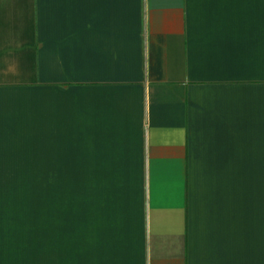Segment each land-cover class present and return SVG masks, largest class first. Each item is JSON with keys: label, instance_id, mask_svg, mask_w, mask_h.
I'll return each mask as SVG.
<instances>
[{"label": "crops", "instance_id": "crops-1", "mask_svg": "<svg viewBox=\"0 0 264 264\" xmlns=\"http://www.w3.org/2000/svg\"><path fill=\"white\" fill-rule=\"evenodd\" d=\"M0 264H264V0H0Z\"/></svg>", "mask_w": 264, "mask_h": 264}, {"label": "rangeland", "instance_id": "rangeland-1", "mask_svg": "<svg viewBox=\"0 0 264 264\" xmlns=\"http://www.w3.org/2000/svg\"><path fill=\"white\" fill-rule=\"evenodd\" d=\"M80 177L81 178L87 177V172L86 171H81L80 172Z\"/></svg>", "mask_w": 264, "mask_h": 264}]
</instances>
